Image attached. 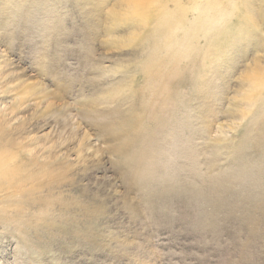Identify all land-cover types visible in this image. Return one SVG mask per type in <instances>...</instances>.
<instances>
[{"label": "rangeland", "instance_id": "374dc122", "mask_svg": "<svg viewBox=\"0 0 264 264\" xmlns=\"http://www.w3.org/2000/svg\"><path fill=\"white\" fill-rule=\"evenodd\" d=\"M0 165V264H264V0H0Z\"/></svg>", "mask_w": 264, "mask_h": 264}, {"label": "bare ground", "instance_id": "6f19581e", "mask_svg": "<svg viewBox=\"0 0 264 264\" xmlns=\"http://www.w3.org/2000/svg\"><path fill=\"white\" fill-rule=\"evenodd\" d=\"M135 8H136V7H135ZM135 8H134V9H135ZM0 168H1V165H0ZM0 170H1V169H0ZM0 175H3L2 172H0Z\"/></svg>", "mask_w": 264, "mask_h": 264}]
</instances>
